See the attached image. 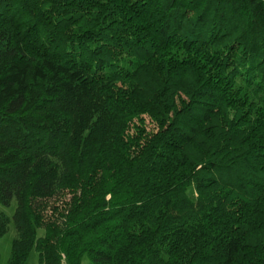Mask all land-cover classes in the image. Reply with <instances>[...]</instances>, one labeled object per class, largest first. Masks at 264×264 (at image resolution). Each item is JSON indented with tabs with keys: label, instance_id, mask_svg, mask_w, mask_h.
<instances>
[{
	"label": "trees",
	"instance_id": "16d2710c",
	"mask_svg": "<svg viewBox=\"0 0 264 264\" xmlns=\"http://www.w3.org/2000/svg\"><path fill=\"white\" fill-rule=\"evenodd\" d=\"M12 199L6 264H264V0H0Z\"/></svg>",
	"mask_w": 264,
	"mask_h": 264
},
{
	"label": "rangeland",
	"instance_id": "374dc122",
	"mask_svg": "<svg viewBox=\"0 0 264 264\" xmlns=\"http://www.w3.org/2000/svg\"><path fill=\"white\" fill-rule=\"evenodd\" d=\"M146 122L148 127L151 125L149 124V119L146 118ZM16 207L15 199H12L9 205H3L0 203V211H3L5 214L11 216L14 209ZM16 236V231L13 225V222L10 221L7 226L6 232L0 236V264H6L10 255V249L12 240ZM25 264H41L38 260V253L35 249H32L28 255ZM80 264H92L88 256L85 254L82 257Z\"/></svg>",
	"mask_w": 264,
	"mask_h": 264
}]
</instances>
